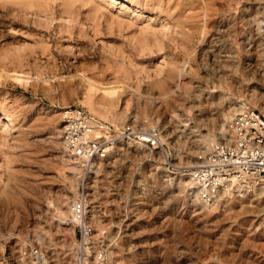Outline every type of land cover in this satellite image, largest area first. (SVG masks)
Masks as SVG:
<instances>
[{"label":"rangeland","instance_id":"374dc122","mask_svg":"<svg viewBox=\"0 0 264 264\" xmlns=\"http://www.w3.org/2000/svg\"><path fill=\"white\" fill-rule=\"evenodd\" d=\"M263 54L264 0H0V264H82L59 213L78 193L94 236L102 226L93 248L122 257L110 264H264L263 188L229 195L248 206L236 214L222 194L208 213L185 187L206 139L227 132L224 109L263 111ZM83 75L125 86L114 113L156 128L159 147L121 143L90 174L64 167L67 108L122 123L89 109Z\"/></svg>","mask_w":264,"mask_h":264},{"label":"built area","instance_id":"2783aa9c","mask_svg":"<svg viewBox=\"0 0 264 264\" xmlns=\"http://www.w3.org/2000/svg\"><path fill=\"white\" fill-rule=\"evenodd\" d=\"M159 133L156 128L144 131L139 126L106 123L82 107H69L62 113L64 151L83 162L86 174L92 172L93 161L106 159L121 143L159 147ZM225 136L210 151L198 154L197 164L189 168L205 201H211L219 194L237 193L235 191L239 189L264 187V112L246 106L233 117ZM85 197L80 193L74 208L80 237L76 240L80 247L79 257L87 253L92 255L87 237L92 235L93 229L86 224ZM34 255L38 257L37 250ZM82 264H107L106 253L95 254L88 262L83 260Z\"/></svg>","mask_w":264,"mask_h":264},{"label":"bare ground","instance_id":"6f19581e","mask_svg":"<svg viewBox=\"0 0 264 264\" xmlns=\"http://www.w3.org/2000/svg\"><path fill=\"white\" fill-rule=\"evenodd\" d=\"M208 6V5H207ZM192 16H194V15H192ZM199 16V15H198ZM185 18V17H184ZM194 18V17H193ZM183 19V18H182ZM190 19V18H189ZM208 20V19H207ZM194 22H196V21H194ZM209 22V21H208ZM197 23H199V22H197ZM205 24V23H204ZM185 26V25H184ZM191 26V25H190ZM195 27H197V26H195ZM180 28V27H179ZM188 28V27H187ZM194 28V27H193ZM189 29V28H188ZM180 30H181V28H180ZM183 30V29H182ZM191 30V29H190ZM203 30H204V28H203ZM195 31V30H194ZM198 32V31H197ZM207 32V31H206ZM192 34V33H191ZM194 34H195V32H194ZM209 34V33H208ZM184 36V35H183ZM196 37V36H195ZM263 56H264V54H263ZM263 59V62H261L262 64H260V66L262 67V68H260L256 73H254V75L258 78V80H260V81H262L263 82V84H264V57L262 58ZM223 62V61H222ZM256 66V65H255ZM252 71V70H251ZM250 71V72H251ZM126 74V73H125ZM253 75V74H252ZM84 76V75H83ZM89 77V76H88ZM87 76H84L83 77V82H85L86 83V85H87V91H86V104H87V106L89 107V109L94 113V114H96V115H98V117L99 118H103L104 120H106V121H111V122H115L116 120H119V122L120 121H122V123L120 124L121 126H125V125H123L124 124V122H125V120L124 119H122L123 117L121 116V114L119 115V116H121L122 118L121 119H119L118 118V114H116V113H114L115 111H116V109H117V107H118V105H119V103L120 102H122L121 100H125V98H124V95H126L127 94V91L125 90L126 88H125V86H123V88H124V90H122L121 88H120V86L119 85H117L118 84V81H117V84H115L114 82L113 83H111V82H108V83H106L105 85H103V84H101L102 82H99V80H95V79H91V78H88ZM120 77V76H119ZM174 77V76H173ZM103 78V77H102ZM101 78V79H102ZM123 78V77H122ZM25 79V78H24ZM125 79H127L126 77H125ZM16 80H18V81H22L23 79H22V77H17V79ZM121 80V79H120ZM122 81V80H121ZM258 82V81H257ZM123 83V82H122ZM260 84H262V83H260ZM124 85V84H123ZM122 87V86H121ZM257 88V87H256ZM256 90V89H255ZM258 90H259V88H258ZM252 91V90H251ZM254 92H256V91H254ZM130 97V96H129ZM128 100H130L129 98H126V102H128ZM251 101L253 102V104L255 105V106H260L261 107V109L263 110V112H264V92L263 91H260V92H258V93H254L253 95H252V99H251ZM130 102V101H129ZM123 103V102H122ZM148 103V102H147ZM244 104V103H243ZM243 104H241V105H238V104H235V106L232 108V107H229L228 109L226 108V109H224V111H222L220 114H219V119L221 120V122H225V123H227L228 125L230 124V122L232 121V118L234 117V115H236L237 113H239L240 111H242L246 106H250L248 103H247V105H243ZM146 107V106H145ZM152 107V106H151ZM156 107V106H155ZM122 114H124V113H122ZM96 117V116H95ZM126 117V116H125ZM97 118V117H96ZM43 122V121H42ZM223 124V123H222ZM131 125V124H130ZM127 126V125H126ZM135 126V125H134ZM138 126V125H137ZM225 125H223V127H222V130L218 133V134H212L211 136H209L207 139H206V145H207V150H205V151H203V153H205V152H208V151H210L211 150V148L214 146V145H216V143H219V142H221L223 139L221 138V137H218V136H223V138H225L226 136H225V134H226V129H225V127H224ZM56 141V140H55ZM216 142V143H215ZM62 143V142H61ZM134 144V143H133ZM136 146H139L140 147V144H135ZM142 145V144H141ZM113 153V152H112ZM198 154H201V152H199ZM111 155V154H110ZM113 155V154H112ZM194 155H195V153H194ZM194 155H193V158H194ZM69 156V155H68ZM196 156V155H195ZM195 158H197V157H195ZM97 160H103V159H97ZM75 161L78 163L77 165H79V164H81V166H82V164H83V162L82 161H78V160H75V159H73L72 157L71 158H69V159H63V165H64V167L66 166H69L68 164L70 163V162H74L75 163ZM95 161H93L92 162V167H91V170H93L96 166H95V163H94ZM76 164V163H75ZM71 165H72V163H71ZM59 171V170H58ZM189 178H190V180H189V182H188V186H185V187H189V188H192V187H194V191H195V194L197 195H195V197L197 198L196 200L197 201H200V199L203 201V202H205V203H202L201 201H200V203H201V205L203 206V207H205L207 210H208V213H213L212 211H213V209H211L212 207L211 206H209L207 203H213L217 198H214V199H212L211 201H205V200H203L202 198H201V196H200V193H199V189H198V186H197V183L195 182V180L192 178V176H191V174H190V176H189ZM141 182H143V181H141ZM140 182V183H141ZM261 188H263L264 189V187H261ZM250 189H253V190H255L254 188H250ZM250 189H247V190H245V191H241L240 189V191L239 190H237V191H235V192H237V193H241L242 195H244L243 196V198H245V196H246V194H245V192H248ZM257 190H259V189H257ZM256 190V191H257ZM262 190V189H261ZM76 193V192H75ZM198 193V194H197ZM250 194V193H249ZM264 194V190H262V192H261V194H260V196L261 195H263ZM11 195V194H10ZM198 195H199V198H198ZM229 195H231L230 193H229ZM229 195H227V194H222L221 196H222V198H225L226 196L228 197ZM240 195V194H239ZM239 195H238V197H236V195L234 194V196L232 197H228V199H227V202L228 203H230V205L228 206V207H230L231 205H232V203L233 204H235V203H237V204H240L241 205V209L240 210H238V212H235L236 214L237 213H239V212H241L242 213V211H244V212H246L245 211V209H248V206H243V204L245 203V199H243V198H240L239 197ZM76 196V195H75ZM254 196H255V193H254ZM87 198H88V196H87V193H86V197L84 198V212H85V220H86V224H88L92 229H93V233H92V235L91 236H89V237H87V241H88V243H91V249L92 250H94L95 252V254H98V253H100V251H98V249H94L93 248V246H92V238H93V242L94 241H96L97 240V238H98V236H100L101 235V231H102V226H101V224H99L98 226H96L95 228H97V232L99 233L98 235H95L94 236V232H95V230H94V227L91 225V224H89L88 223V221H87V216H86V200H87ZM254 198V197H253ZM260 198V197H259ZM80 199V193H78V197H77V199H73L71 202H68V199H67V196L65 195L63 198H62V201H61V203H60V205H59V213H60V221L61 222H63L64 223V225L66 226V227H70L71 228V230H74V228L77 226V219H76V215H75V210H74V208H75V205L77 204V202H78V200ZM237 201V202H236ZM16 202V201H15ZM226 202V203H227ZM252 204H253V202H252V200L250 201ZM218 203V202H217ZM250 203V204H251ZM236 205V204H235ZM247 205V204H246ZM231 208V207H230ZM229 208V209H230ZM225 211V210H224ZM89 213V212H88ZM91 213H92V211H91ZM94 214H96L95 213V211H93V213H92V216H94ZM225 214V213H224ZM206 215V214H205ZM205 217H207V216H205ZM94 236V237H93ZM8 241V240H7ZM86 241V240H85ZM95 246V245H94ZM80 249V247H79V245H78V243H77V253H78V250ZM4 251V250H3ZM87 253V252H86ZM116 253V252H115ZM115 253H113V252H111L110 253V255H108V258H107V261H108V263L110 264L111 263V260L113 259V256H114V259L115 258H118L117 259V261L119 260V257H120V255H116ZM172 252H171V254L170 253H167L166 255H165V261H166V263L167 262H169L170 260H168V259H170L171 257H172ZM78 255H79V253H78ZM157 255H158V253H157ZM90 253H87L86 255L84 254V256H82V257H79V260H84V261H86V262H88L89 260H90V258L92 257H94L95 255L93 254V251H92V255L90 256ZM120 258H122V257H120ZM125 258V257H124ZM128 258V257H127ZM158 260V259H157ZM83 263V262H82ZM131 263V262H130ZM165 263V262H164ZM68 264H78L77 262H72L71 260L68 262ZM114 264H116V261L114 260ZM156 264V263H155ZM169 264V263H168Z\"/></svg>","mask_w":264,"mask_h":264}]
</instances>
